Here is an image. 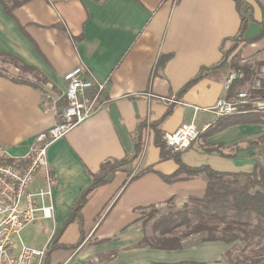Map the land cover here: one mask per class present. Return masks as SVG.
Listing matches in <instances>:
<instances>
[{
	"label": "crops",
	"instance_id": "1",
	"mask_svg": "<svg viewBox=\"0 0 264 264\" xmlns=\"http://www.w3.org/2000/svg\"><path fill=\"white\" fill-rule=\"evenodd\" d=\"M246 1L254 9L247 32L252 36L263 19L264 0ZM14 15L10 18L0 4V52L21 60L46 81L42 89L14 82L12 78L21 79L17 74L0 75V146L10 154L23 156L38 134L58 122L55 102L59 98L46 102L44 90L63 87L65 92L68 72L83 66L106 84L101 107L48 149L47 164L38 172L33 190L51 192L52 218L41 221L43 231L51 236L47 244L28 246L47 251L90 186V175L99 171L103 161L121 160L132 151L139 120L157 122L170 107L174 108L162 125L164 135L193 121L200 130L205 128L194 145L181 153L185 165L252 172L258 148L249 142L264 135L263 125H236L205 137L218 118L204 110L225 95L224 79L204 78L179 96L202 67L220 62L223 40L238 34L241 19L233 0H32ZM80 36L76 44L73 39ZM240 50L242 59L264 62V37ZM160 56L171 58L162 75H156ZM139 167L152 171L134 181L119 173L112 184L90 196L82 211V245L53 252L50 264H230L225 255L233 245L205 241L203 234L180 237L174 243L173 236H161L152 228L154 238L148 237L149 216L144 212L170 204L181 207L191 198L204 197L206 176L181 174L180 180L165 182L161 175L176 173L178 165L160 159L149 129ZM49 172L54 185L48 184ZM146 237L147 243L140 246ZM79 239V225L72 223L59 243L72 245ZM152 239L164 244L154 245Z\"/></svg>",
	"mask_w": 264,
	"mask_h": 264
},
{
	"label": "trees",
	"instance_id": "2",
	"mask_svg": "<svg viewBox=\"0 0 264 264\" xmlns=\"http://www.w3.org/2000/svg\"><path fill=\"white\" fill-rule=\"evenodd\" d=\"M30 1L32 0H0V4L3 6L5 13L10 18L15 19L14 12ZM233 1L241 19L238 34L223 40L220 46L222 54L220 62L210 67H202L195 78L179 91V96H183L204 78L223 80L231 70H244L246 74L245 81H248L253 75V67L261 65V63L264 64V62H261L254 66L241 67L237 60L239 57L238 53L233 55L242 44L250 45L264 37V16L262 21L258 23V32L255 35L248 36V29L251 23L254 22L253 6L246 0ZM82 38L83 36H80L73 40L77 44ZM0 56L9 59L17 68L35 74L45 83L46 79L41 77L38 71L24 64L21 60L2 52H0ZM170 58L171 56H160L156 65V75H162ZM0 75L4 74L0 72ZM12 80L16 83L30 84L37 88L34 83L26 82L23 79L12 78ZM243 84H236L234 90ZM55 103L58 113L67 106L64 98L56 100ZM173 108L170 107L157 122L148 124L145 120H139L136 131L133 134L132 151L128 152L121 160L107 159L103 161L99 171L90 175V186L81 193L77 203L71 208L65 225L45 252L42 264H50L51 255L55 251L75 250L82 245L85 239L82 211L87 205L90 196L97 189L112 184L119 173L127 174L130 177V181H134L152 171L151 168H146L133 174L135 165L143 153L144 136L147 129L153 133L154 145L160 151V159L162 161L173 160L178 165L176 173L170 176L161 175L165 182L174 183L180 180L179 176L181 174H187L191 177L202 174L208 179L204 197L200 199L191 198L181 210L169 211L160 216L153 224L154 231L161 236H173L176 230L185 227L189 228L190 232L183 237L206 233L205 241H222L233 245L225 255L230 264H264V135L254 142H249V146L260 148L261 152L257 157L254 155V168L250 173L218 172L209 166L188 167L183 163L181 153L173 151L164 140L162 125L172 114ZM256 124L264 126V113L250 112L218 118L215 124L206 130L205 137L212 136L232 126ZM218 149L214 150L218 151ZM49 180L50 184L54 185V177L51 172H49ZM150 219H153L152 214L146 221ZM72 223L79 225L80 239L72 245L60 244L61 234ZM147 241V237L144 238L140 246L146 244ZM175 247L179 248L180 245L178 244Z\"/></svg>",
	"mask_w": 264,
	"mask_h": 264
},
{
	"label": "built area",
	"instance_id": "3",
	"mask_svg": "<svg viewBox=\"0 0 264 264\" xmlns=\"http://www.w3.org/2000/svg\"><path fill=\"white\" fill-rule=\"evenodd\" d=\"M245 80L244 70L230 72L224 79L225 95L204 111L217 118L264 113V64L253 67L251 79ZM64 81L63 98L67 106L58 113V122L38 134L23 156H12L0 146V264H42L46 250L32 248L21 238L29 226L52 218L53 207L48 204L50 190H33L37 174L47 164L49 147L101 107L106 84L97 81L90 70L79 66L68 72ZM239 83L244 84L234 90ZM204 130L193 121L173 134L164 135V140L173 151L183 153ZM47 181L50 184L49 173Z\"/></svg>",
	"mask_w": 264,
	"mask_h": 264
},
{
	"label": "rangeland",
	"instance_id": "4",
	"mask_svg": "<svg viewBox=\"0 0 264 264\" xmlns=\"http://www.w3.org/2000/svg\"><path fill=\"white\" fill-rule=\"evenodd\" d=\"M249 44H242L236 51L233 55H235L236 53H238V63H239V66L241 67H245V66H254L255 64L257 63H261V60L260 59H256V58H250V59H242L241 57V50L240 48L242 46H247ZM263 62V61H262ZM262 64V63H261ZM15 68H17L16 66H14V64L7 58H4V57H1L0 56V72H4V73H8L9 75H14V74H17L18 77H20L21 79H24V80H28L34 84H37L38 86H40L42 89L45 88L42 80L37 77L35 74L33 73H30V72H25L23 71L21 68H17L19 69V71L17 72L15 70ZM232 71H237V70H231L227 73V75L232 72ZM226 75V76H227ZM63 95H64V88L62 87L61 89H57V90H44V98H45V101L47 102H54L55 99L59 98H63ZM55 104V103H54ZM200 138V137H199ZM198 138V139H199ZM151 146V145H149ZM151 147H149V151L147 153V155H149L150 153V149ZM260 148L257 149V151H255L254 155L257 156V155H260ZM12 155V154H10ZM13 156V155H12ZM142 156V155H141ZM141 158V157H140ZM140 160V159H139ZM141 170V168L139 167V161L138 163H136L135 165V168H134V172L133 174L139 172ZM185 206V205H184ZM184 206H181V207H177L176 205H167L165 208H160V209H155V208H151L149 210H146L144 212L145 214V217H148L152 214L153 216V219L149 220V226H148V237L150 238H154L153 237V234H151V231L153 230V224L155 222L156 219H158L160 216H162L163 214H165L166 212H169V211H177V210H181ZM43 222H36L35 224L29 226L22 234H21V238L22 240L24 241V243L26 245H29L31 244L32 246H38V245H43L44 243H46V241L49 239V237L51 236V232H44L43 229H42V225ZM190 232V229L189 228H185V227H181L179 228L178 230L175 231L174 235H173V238L174 239H171L172 241L171 242H174L173 240H178L180 237H183L185 236L187 233ZM203 235H207L206 233H202ZM154 236H157V238H160L158 234H154ZM161 239V238H160ZM158 239V240H160ZM162 240V239H161ZM15 241L17 242V240L15 239ZM154 245H163L164 243L162 241H155V240H150Z\"/></svg>",
	"mask_w": 264,
	"mask_h": 264
}]
</instances>
